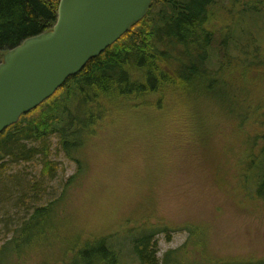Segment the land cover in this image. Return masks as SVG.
I'll return each instance as SVG.
<instances>
[{
    "label": "trees",
    "instance_id": "16d2710c",
    "mask_svg": "<svg viewBox=\"0 0 264 264\" xmlns=\"http://www.w3.org/2000/svg\"><path fill=\"white\" fill-rule=\"evenodd\" d=\"M58 4L59 0H0V56L51 30ZM258 7L264 9V0H159L141 22L49 100L5 130L0 135V174L38 161V177L25 183L36 202L54 194L48 192L58 173L50 160L51 139L77 169L61 181L60 194L51 196L56 199L27 213L0 247V264L10 247L16 256L11 264H264V258L238 262L214 257L208 252V230L192 223L184 228L188 240L159 261L156 237L165 234L169 241L173 230L171 225L152 223V191V197L100 224L84 222L80 212L66 229L63 217L56 214L66 193L82 180L88 142L115 116L134 128L128 132L135 141L151 135L155 141L166 137L175 143L170 150L174 159L167 167L170 171L178 166L190 179L187 191L195 184L209 193L218 177L225 179L226 167L236 156L233 143L238 142L244 152L232 178L245 189L241 198L254 208L264 202V125L253 134L245 132L248 119L237 112L244 89L256 88L263 79L257 73L264 67L258 40L264 20ZM246 20L252 27L248 32L243 27ZM173 124L175 128L169 127ZM167 167L160 174L165 175ZM35 223L41 224L38 239L24 243L23 237L37 228Z\"/></svg>",
    "mask_w": 264,
    "mask_h": 264
},
{
    "label": "rangeland",
    "instance_id": "374dc122",
    "mask_svg": "<svg viewBox=\"0 0 264 264\" xmlns=\"http://www.w3.org/2000/svg\"><path fill=\"white\" fill-rule=\"evenodd\" d=\"M260 15L264 20L262 8ZM243 27L247 32L252 29L248 20ZM258 40L264 60V30L259 32ZM257 73L263 77L261 84L256 88L248 85L249 89H244L237 109L248 119L245 132L251 134L256 127L264 125V67L257 69ZM119 120V116H115L110 125L98 129L85 148L86 170L82 180L74 191L66 193L68 198L56 209V214L63 217L66 229L72 227L80 212H84L83 221L90 225L115 220L125 208L132 209L139 200L152 197V191L156 200V206L150 210L152 223L171 225L168 227L173 230L169 241L165 234L156 237L159 261L167 251L181 247L188 240L189 232L184 229L187 223L208 230V252L220 260L240 262L264 258V202L260 201L254 208V203L241 198L245 189L232 178L241 162L239 155L244 152L239 151L238 142L233 143L236 156L226 167L228 175L225 179L218 177L209 193L199 190L195 184L187 191L190 179H185L178 166L170 171L167 167L174 159L170 150L175 143L166 137L155 141L151 135L135 141L129 135L134 128ZM160 127H164V123ZM169 127L175 128L174 124ZM236 137L241 139L240 134ZM50 145V160L57 164L58 173L49 186L53 189L48 192L58 196L61 181L65 183L77 168L58 152L54 138ZM165 164V175L160 174ZM40 168L38 161L20 163L0 174V247L12 238L14 230L20 227L34 206L56 199L47 193L45 199L36 202L27 194L25 183L35 180ZM40 225L34 224L37 228L28 232L27 238L23 237L24 243L38 239ZM15 257L14 248L10 247L3 264H11Z\"/></svg>",
    "mask_w": 264,
    "mask_h": 264
},
{
    "label": "water",
    "instance_id": "95a60500",
    "mask_svg": "<svg viewBox=\"0 0 264 264\" xmlns=\"http://www.w3.org/2000/svg\"><path fill=\"white\" fill-rule=\"evenodd\" d=\"M157 1L59 0L51 30L0 56V135L120 40Z\"/></svg>",
    "mask_w": 264,
    "mask_h": 264
}]
</instances>
